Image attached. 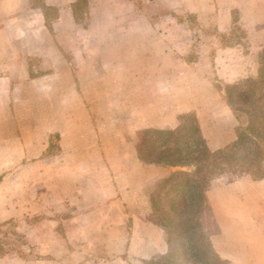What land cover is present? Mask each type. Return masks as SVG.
I'll return each mask as SVG.
<instances>
[{
  "label": "crops",
  "instance_id": "crops-1",
  "mask_svg": "<svg viewBox=\"0 0 264 264\" xmlns=\"http://www.w3.org/2000/svg\"><path fill=\"white\" fill-rule=\"evenodd\" d=\"M30 1L0 0V69L5 63L11 65L10 73L0 71V109L6 114L1 125L7 127L11 136L4 140L26 148L24 124L15 113L23 104L25 92L38 103L47 102L41 109L49 113L39 118L40 121L28 118L27 123L32 126L30 133L38 136L36 141H29L28 148L35 146L39 156L46 159L42 156L45 150L42 145L54 138L50 133L55 131L60 136L59 146L49 158L50 163L56 162L59 167L56 171L63 168L64 174L50 177L49 196L61 193L65 197L64 207L73 206L70 201L74 199L80 204L76 206H81L79 214L65 217L64 237L105 240L97 254L90 249L78 252L81 256L78 263L73 261L72 248L65 247V252L60 250L65 255L61 262L45 260L44 264L157 261L168 255L170 244L168 226L154 208V192L173 174L180 170L192 171V166L143 160L136 137L130 142L128 165L107 164L106 159L120 158L123 152L104 149L101 112L104 110L111 117L109 126L117 129L112 136L117 143L126 141L122 137L126 133L135 136L148 129H176L182 123L181 117L192 112L212 151L238 139L237 128L244 124L239 120L243 113L226 97L227 91L216 86L211 74L192 81L190 74L96 71L84 74L85 63L78 74L71 66L76 60L66 48L72 45L64 40L66 32L80 29L73 14L77 0H58L59 12L52 19L48 14L52 8L48 6L56 2L47 0L46 5L34 7L29 6ZM89 49L85 50L88 55ZM77 59L82 61L80 57ZM27 61L32 65L26 74H33L30 70L37 63L41 75L25 83L14 82L12 74L18 69L23 72ZM218 75L225 80L230 76ZM126 76L128 81L124 85L128 87L122 88L121 78ZM126 89L129 90L128 106L121 110V94ZM102 99L105 104L100 103ZM228 173L214 176L204 189L203 228L213 250L229 264H264V177L256 180L241 171L239 179L217 182ZM90 190L95 193L91 194L89 203L83 197ZM75 193L82 198L72 197ZM103 251L107 258L98 254Z\"/></svg>",
  "mask_w": 264,
  "mask_h": 264
},
{
  "label": "rangeland",
  "instance_id": "rangeland-1",
  "mask_svg": "<svg viewBox=\"0 0 264 264\" xmlns=\"http://www.w3.org/2000/svg\"><path fill=\"white\" fill-rule=\"evenodd\" d=\"M48 1L31 0L29 6H43ZM57 1L51 0L56 5L48 6L52 8L48 12L50 19L59 12ZM73 14L80 29L66 32L64 40H69L68 44L72 45L66 48L76 60L71 66L78 74L85 67L84 63V74L94 71L109 74H190L191 81L198 80L203 74H211L216 86L227 91L226 97L238 112L243 113L239 119L244 123L241 126H248L256 114L252 111L254 105L249 95L250 90L256 87L254 83L250 84L251 81L264 74V0H77L73 4ZM88 48L89 55L85 52ZM31 65L29 61L24 64L25 74L16 69L12 74L14 82L25 83L31 77L41 75L38 74L42 70L37 63L30 70L33 74H26ZM10 67L9 62L5 63L0 71L10 73ZM218 74L230 76L225 80ZM127 81V76L121 78L122 88L128 87L124 85ZM250 86L252 88L248 90ZM128 93L127 89L122 91L121 110L128 106ZM24 97L20 110L15 112V109L14 112L24 124L25 149L21 144L4 140L11 136L7 127L1 125L6 114L4 109H0V264H44L45 260L61 262L65 255L60 250L65 252V247L72 248L73 261L78 263L81 261L78 252L90 249L97 254L105 240L64 237L65 217L79 214L81 206H76L80 204L74 199L70 201L73 206L64 207L65 197L61 193L60 196L55 193L49 196L50 177L64 174L63 168L56 171L55 168L59 167L56 162L50 163L49 158L59 146V135L49 131L54 138L49 144L42 145L45 148L42 156L45 155L46 159L39 156L40 151L35 146L28 148L29 141L38 139L30 133L32 126L27 123L28 118L40 121L39 118L49 112L41 109L47 102L41 100L38 103L27 92ZM99 101L105 104L104 99ZM103 111L100 129L103 130L104 149L123 152L120 158L112 157L105 162L128 165V151L132 149L130 142L134 137L138 142L140 133L135 136L126 133L122 136L126 141L117 143L112 138L117 129L109 126L111 117ZM44 121L42 119V123ZM191 166L193 171L194 164ZM240 176L241 170L232 168L217 182L233 181ZM163 192L165 189L158 185L152 199L161 198L166 205ZM94 193L90 190L83 200L90 203V196ZM72 195L78 200L82 198L76 193ZM98 254L103 259L107 258L104 251ZM161 260L149 264H157Z\"/></svg>",
  "mask_w": 264,
  "mask_h": 264
},
{
  "label": "trees",
  "instance_id": "trees-1",
  "mask_svg": "<svg viewBox=\"0 0 264 264\" xmlns=\"http://www.w3.org/2000/svg\"><path fill=\"white\" fill-rule=\"evenodd\" d=\"M259 77L251 81L256 87L249 95L256 114L248 126L237 128L238 139L225 148L210 150L194 113L182 116L176 129L140 132L137 149L143 160L195 166L193 171L180 170L163 181L167 207L161 198L154 199V208L168 226L170 244V252L157 264H229L213 250L203 228L204 189L214 176L232 168L256 180L264 177V74Z\"/></svg>",
  "mask_w": 264,
  "mask_h": 264
}]
</instances>
